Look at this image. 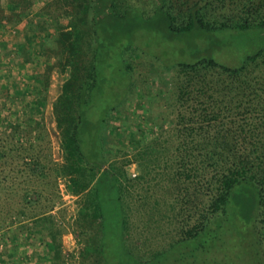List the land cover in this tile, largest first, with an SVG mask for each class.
Here are the masks:
<instances>
[{"label":"trees","instance_id":"1","mask_svg":"<svg viewBox=\"0 0 264 264\" xmlns=\"http://www.w3.org/2000/svg\"><path fill=\"white\" fill-rule=\"evenodd\" d=\"M37 3L51 18L45 53L66 72L53 103L63 160L52 170L65 191L79 197L78 264H168L174 245L223 230L233 213L246 228L245 242L251 241V260L264 264V46L238 65L214 57L222 48L217 32L264 27V0H0V9L20 20ZM45 24L38 20L39 27ZM149 38L161 41L153 49L144 43ZM141 58L152 76H159L156 70L170 76L159 80L169 86L161 91V111L152 112L158 132L151 136L129 117L142 76L134 62ZM108 69L125 82L111 100L116 81L111 84ZM6 156L2 144L3 165ZM132 162L141 168L135 176L127 169ZM161 163L156 173L172 181L170 204L178 205L167 225L160 222L164 235L174 233L162 245L154 244L153 214L133 223L137 188ZM29 165L41 173L37 161ZM42 198L44 211L32 225L49 240L44 260L68 264L60 248L63 230L50 213L57 201Z\"/></svg>","mask_w":264,"mask_h":264},{"label":"rangeland","instance_id":"2","mask_svg":"<svg viewBox=\"0 0 264 264\" xmlns=\"http://www.w3.org/2000/svg\"><path fill=\"white\" fill-rule=\"evenodd\" d=\"M43 8V4H34L28 17H23L20 20H17L16 16L10 17V13L2 12L0 9V147L4 144L7 154L4 159L6 165H3L0 160V180H2L0 181V238H11L9 242L5 243V248L12 250L13 253L25 252L26 260L22 261L24 264H48L44 258L49 240L46 239L43 230L40 231L37 225L33 226L32 224L35 220L33 217L44 211L46 202L42 196L44 198L55 197L57 204L50 213L53 216L52 221L63 230L59 239L61 253L66 257L68 264H78L79 243L74 232L77 230L75 217L79 197L68 194L64 188V179L56 178L52 170L54 164L61 163L63 160L60 149V133L53 114V103L59 94L60 85L66 72L62 71L56 57H44L39 50L43 48H40V44L42 43L43 46L42 40L46 37L44 32L50 28L48 24L51 22V18L45 16L46 9ZM50 11L54 10L50 8ZM38 20H46L45 26L39 27ZM59 20L64 24L67 22L63 15ZM22 21L27 27L32 23L33 28L29 27L30 35H26L28 32L26 30H24V35V32L20 31L17 34L19 23ZM216 36L219 37L222 48L214 53V57L227 65L240 64L247 54L264 46V27L244 32L222 31L217 32ZM155 39L149 38L144 43L154 49L158 41H161L160 39L155 41ZM27 41H29L27 45L35 49V53L40 56L33 57L34 61L28 65L22 62L31 59L27 55V51L25 53L22 51L24 53L22 55H12L16 49L25 46ZM46 42L48 43V39ZM47 43L45 44L47 45ZM166 50L172 52L168 48ZM36 58H38V62H35ZM134 68L142 76L135 80L134 95L128 104L130 112L134 114L133 117L129 112L131 114L130 122L140 126L143 136H151L158 132L156 125L158 121L152 112L157 114L158 111H161L160 105L166 96L161 91H166L169 86L164 87L159 80L163 79V82L166 83L170 76L159 70H156L158 77L152 76L148 71L147 59H135ZM115 73L114 71L112 73L110 69L106 70L108 77H111V84L116 81L109 100L117 97V93L125 83L122 80V75ZM30 75L33 78H27ZM161 99L162 101H160ZM117 123L118 126H125L123 121H117ZM132 129L135 128L132 127ZM165 134L167 133H162L161 137H164ZM109 142L117 145L112 137ZM33 160L40 164L39 171L41 173L36 172L35 168L29 165V162ZM136 163L132 162L128 168L132 169ZM163 164L154 166V171H151L152 177L148 179L150 181H147L149 184H146L150 185V188L145 190L146 185H142V189L137 188L141 196L135 200L138 209L135 208L133 217L138 218L133 223L140 224L139 216L148 219L153 214L152 221L156 226L155 232L153 231L155 234L154 244L157 242L160 245L169 241L174 234L164 235L166 228L160 222L167 225L168 223L166 222V224L165 221L178 207L177 204H173L175 207L173 209L170 204L175 200L174 194L170 193L173 192L172 181L161 180V175L156 173L157 169L164 167ZM168 171L170 172L171 169L166 172ZM130 172L133 171L130 170ZM41 191L42 196L40 197L38 192L41 193ZM23 196L29 200V203L24 200ZM21 211L24 212L22 213L24 215L19 213ZM233 214L228 221H225L223 230L212 232L209 235L201 234L196 238L174 245L167 254L166 263L214 264L224 262L236 264L243 260V264H255L249 253L251 241L246 243L245 241L249 240L243 236L246 234V228L234 220ZM164 215L166 218H163ZM211 237L212 239H209ZM26 245L28 246L26 247ZM36 246L40 251L35 250ZM31 249L33 251L30 252ZM22 250L25 251L22 252ZM37 252L40 255H36ZM48 254L51 253L48 252Z\"/></svg>","mask_w":264,"mask_h":264},{"label":"crops","instance_id":"3","mask_svg":"<svg viewBox=\"0 0 264 264\" xmlns=\"http://www.w3.org/2000/svg\"><path fill=\"white\" fill-rule=\"evenodd\" d=\"M25 25V26H24ZM24 30H26V31H28L27 33H26V35H30L31 33H30V28L29 27H27L26 26V24H25V22L24 21H22V22H20L19 23V26H18V33L17 34H19V31L22 33V32H24L23 33V35L25 34V31ZM20 33V35L22 36V34ZM52 33V32H51ZM51 33H47V31L46 32H44V35L45 36H47L48 34H51ZM43 41V46H42V43L40 44V48H42V49H39V50H41V54L44 56V57H47V56H50V55H48L47 53H45V49H46V44L45 43H47L46 42V40H42ZM27 44H29V41H27V43L25 44V46H23V47H20L19 49H16V51L12 54V55H14V56H18L19 54L20 55H22V54H24L25 53V51H27V55H29L30 57H31V59L29 58V60H26V61H22L23 63H25L26 65H28V64H30L31 62H33L34 61V58L33 57H36V56H39L37 53H35V49H33V48H30V46L29 45H27ZM37 50V49H36ZM22 51H24V53L22 52ZM40 57V56H39ZM36 59H37V61H36ZM35 59V62H38V58H36ZM38 68V67H37ZM29 72H33V71H29ZM33 78V76H28L27 78ZM37 82V81H36ZM29 84V83H28ZM35 84V83H34ZM35 85H38L37 83L35 84ZM139 164V163H138ZM128 169V171H129V173L132 175V176H135L136 174H138V170H140L141 168H139V166L137 165V163L135 164V166L132 168V169H130V168H127ZM130 170H132L133 172H130ZM158 170V169H157ZM158 175V174H157ZM158 179V178H157ZM152 180H153V178H152ZM147 181H150V180H147ZM147 181H145L144 182V184H147L148 182ZM141 183L143 184V182L141 181ZM142 186V185H141ZM9 239H11V238H9ZM8 239V242L10 241ZM23 247H24V245H22ZM21 246V247H22ZM25 250H22V252H24ZM30 252H31V250H30ZM18 257V258H17ZM17 258V259H16ZM24 258H26L25 257V252L24 253H19V254H15V253H13V251L12 250H9V249H7V247L4 249V251H2V252H0V264H24V262H22V260L24 261Z\"/></svg>","mask_w":264,"mask_h":264},{"label":"built area","instance_id":"4","mask_svg":"<svg viewBox=\"0 0 264 264\" xmlns=\"http://www.w3.org/2000/svg\"><path fill=\"white\" fill-rule=\"evenodd\" d=\"M0 239H1V241H0V252H2V251H4V249H5V243L8 242V239L9 238L6 237L4 239H2V238H0ZM24 260H26V259L24 258Z\"/></svg>","mask_w":264,"mask_h":264}]
</instances>
